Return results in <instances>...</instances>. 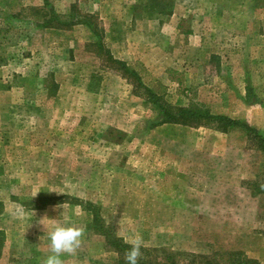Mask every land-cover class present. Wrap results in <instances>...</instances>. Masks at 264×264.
Masks as SVG:
<instances>
[{
    "label": "rangeland",
    "instance_id": "obj_1",
    "mask_svg": "<svg viewBox=\"0 0 264 264\" xmlns=\"http://www.w3.org/2000/svg\"><path fill=\"white\" fill-rule=\"evenodd\" d=\"M109 55L174 108L249 123L235 115L264 106V0H0V264H43L45 217L84 228L63 264H118L102 232L151 261L264 264V153L242 128L162 123Z\"/></svg>",
    "mask_w": 264,
    "mask_h": 264
},
{
    "label": "trees",
    "instance_id": "obj_2",
    "mask_svg": "<svg viewBox=\"0 0 264 264\" xmlns=\"http://www.w3.org/2000/svg\"><path fill=\"white\" fill-rule=\"evenodd\" d=\"M95 16L87 14L84 17L82 24L87 26H94L95 28ZM80 22V21H78ZM74 24V23H72ZM97 34V33H96ZM107 61L118 65V70L122 72V76L128 80L135 78L137 81V86L143 91H146L148 98L153 101L154 105L161 110L163 120L162 123L170 124H181L185 126H205L214 125L218 130L227 132L231 129L242 128L247 131L249 139L254 144L257 151L264 153V131H261L255 127H252L249 123L241 120H235L231 117L224 115H213L209 112H202L200 110H191L186 108H174L166 104L162 97L153 94L143 83L141 78L135 71L129 69L126 63L116 61L112 56L107 57ZM175 110L173 113L172 111ZM252 192L254 195H264V170L261 178L258 182L252 184ZM98 215H96V220ZM106 237L107 246L110 247L118 255V264H126L125 255L128 250L132 247L129 244L124 243L123 240L114 236L113 234L102 232ZM4 242L3 232L0 231V256L2 245ZM158 250H154L156 253ZM186 257V261H181L180 257ZM226 257V258H224ZM139 264H261L259 261L247 257L241 252H227V253H217L213 257L201 256L196 254H172L169 253L166 257L160 258L154 256V261L145 258H139Z\"/></svg>",
    "mask_w": 264,
    "mask_h": 264
},
{
    "label": "clouds",
    "instance_id": "obj_3",
    "mask_svg": "<svg viewBox=\"0 0 264 264\" xmlns=\"http://www.w3.org/2000/svg\"><path fill=\"white\" fill-rule=\"evenodd\" d=\"M45 219L53 222L54 226L48 233L52 254L44 260L43 264H63L61 254L76 253L82 244L84 228L82 226L59 223L47 217L43 218L42 221ZM41 224L44 226L43 223ZM141 246L142 239L138 237L125 255L126 264H139V258L142 255Z\"/></svg>",
    "mask_w": 264,
    "mask_h": 264
},
{
    "label": "crops",
    "instance_id": "obj_4",
    "mask_svg": "<svg viewBox=\"0 0 264 264\" xmlns=\"http://www.w3.org/2000/svg\"><path fill=\"white\" fill-rule=\"evenodd\" d=\"M262 76L264 77V66H263ZM241 101L243 100L241 99ZM261 101H263V99L260 97L258 101L259 104L258 103L246 104L245 109L235 116L236 117L243 116L247 118L249 124H251L252 127L254 126L257 129L262 130L264 128V106L263 104H261ZM235 189L240 190V188L238 187H236ZM241 190H242V194L243 192H246V190H243V188H241ZM246 194H248V192H246Z\"/></svg>",
    "mask_w": 264,
    "mask_h": 264
}]
</instances>
